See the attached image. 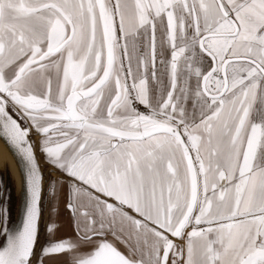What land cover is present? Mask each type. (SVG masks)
I'll list each match as a JSON object with an SVG mask.
<instances>
[{"label": "snow or ice", "instance_id": "snow-or-ice-1", "mask_svg": "<svg viewBox=\"0 0 264 264\" xmlns=\"http://www.w3.org/2000/svg\"><path fill=\"white\" fill-rule=\"evenodd\" d=\"M0 141V264H264V0H0Z\"/></svg>", "mask_w": 264, "mask_h": 264}, {"label": "rangeland", "instance_id": "rangeland-1", "mask_svg": "<svg viewBox=\"0 0 264 264\" xmlns=\"http://www.w3.org/2000/svg\"><path fill=\"white\" fill-rule=\"evenodd\" d=\"M10 162H12V158L9 155L4 143L0 141V177L6 179L12 189V195L14 198L13 178L11 177L12 175L9 170Z\"/></svg>", "mask_w": 264, "mask_h": 264}, {"label": "bare ground", "instance_id": "bare-ground-1", "mask_svg": "<svg viewBox=\"0 0 264 264\" xmlns=\"http://www.w3.org/2000/svg\"><path fill=\"white\" fill-rule=\"evenodd\" d=\"M7 151H8L9 155L12 158V162H10L9 170H10L11 175H12L11 177L13 178V188H14L13 189V191H14V198L13 199L18 202V200H19V193H20V187H21L20 174H19V170H18V166L16 164V161L12 157V155H11L10 151L8 150V148H7ZM13 218H15V216H13Z\"/></svg>", "mask_w": 264, "mask_h": 264}, {"label": "water", "instance_id": "water-1", "mask_svg": "<svg viewBox=\"0 0 264 264\" xmlns=\"http://www.w3.org/2000/svg\"><path fill=\"white\" fill-rule=\"evenodd\" d=\"M3 142V141H2ZM11 153V152H10ZM12 155V154H11ZM12 157H13V155H12ZM14 159H15V157H13ZM15 161H16V159H15ZM17 164V163H16ZM18 166V165H17ZM18 170H19V168H18ZM19 174H20V171H19ZM20 180H21V176H20Z\"/></svg>", "mask_w": 264, "mask_h": 264}]
</instances>
